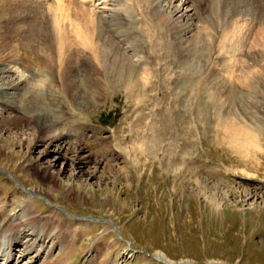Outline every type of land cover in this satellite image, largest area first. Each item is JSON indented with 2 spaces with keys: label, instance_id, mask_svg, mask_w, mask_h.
<instances>
[{
  "label": "rangeland",
  "instance_id": "1",
  "mask_svg": "<svg viewBox=\"0 0 264 264\" xmlns=\"http://www.w3.org/2000/svg\"><path fill=\"white\" fill-rule=\"evenodd\" d=\"M46 3L39 0L35 7ZM134 4L136 15L126 27H136L137 39L150 42V82L134 92L110 83L91 107L64 94L59 108L50 105L86 127L87 135L97 131L105 146L113 147L114 159L106 155L94 171L91 163L75 168L68 159L60 165L49 154L60 170L53 173L56 184L18 166L21 154L1 169L0 219L26 204L33 224L54 228L25 251L24 243L34 238L30 229L19 225L20 219L6 224L14 243L9 264H165L159 256L180 264H264V152L250 146L257 140L264 146V72L255 66L226 74L222 61L216 69L225 72L211 76L212 61L187 64L179 54L176 26L160 21L153 3ZM140 5L149 7L139 10ZM194 6L182 14L194 17ZM205 10L202 3L195 11L194 28L201 25L205 34L214 31L221 38L246 36L239 47L260 49L250 35L264 28V8H245L235 19L218 8L211 25ZM38 54L46 55L42 49ZM245 64L241 60L237 68ZM53 90L60 93L57 86ZM249 118L263 126L262 133ZM75 169H83L82 176ZM196 181L218 195V213L209 199L191 194ZM22 186L45 192L32 194Z\"/></svg>",
  "mask_w": 264,
  "mask_h": 264
},
{
  "label": "bare ground",
  "instance_id": "2",
  "mask_svg": "<svg viewBox=\"0 0 264 264\" xmlns=\"http://www.w3.org/2000/svg\"><path fill=\"white\" fill-rule=\"evenodd\" d=\"M37 1L27 5V0H0V170H6L10 161L21 154L18 166L24 164L41 182L56 184L59 179L53 173L60 174V170L55 169L57 162H52L53 158L60 159V165L70 159L71 167L75 168L84 162L91 163L95 171L106 155L114 154L113 147L105 146L97 131L87 135L86 127L50 105L59 108L60 94H64L76 104L91 107L98 103L110 83L134 92L150 82L153 69L147 64L146 52L150 42L137 39L136 27L128 31L136 15L132 13L137 10L135 2L153 3L159 11L158 19L176 26L173 31L178 38L179 54L188 60L187 64L203 66L202 63L212 61L211 76L225 72L216 69L222 61L227 64L226 74L251 71L255 66L264 72V28L250 35L260 49L246 50L242 45L239 47V42H247L249 37L224 34L221 38L214 31L205 34L201 25L193 27L195 11L201 10L202 3L211 25L212 14L218 8L235 19L245 8H264L263 0H47L43 6L35 7ZM191 3L195 4L194 17L182 14L194 5ZM147 7L140 5L139 10ZM24 11L28 19L24 18ZM38 48L46 57L38 54ZM241 60L248 66L238 69ZM55 86L60 93L53 90ZM249 120L262 133L263 126L258 127L253 118ZM250 146L263 154L261 140L251 142ZM83 150L87 154H82ZM49 154L52 159L46 158ZM75 171L82 176L83 169ZM191 184V194L209 199L211 209L218 213L221 207L218 195L211 192L209 185L201 181ZM22 188L32 194L45 192L40 186ZM68 188L70 191L72 186ZM27 206L23 204L19 213L0 219L2 264H9L12 258L13 234L5 227L9 222L20 219L19 225L30 229L34 238L24 243L25 251L33 247L38 237L47 238L54 231V228L49 231L46 222L33 224ZM100 252L105 254L104 250ZM159 258L165 264H180Z\"/></svg>",
  "mask_w": 264,
  "mask_h": 264
}]
</instances>
